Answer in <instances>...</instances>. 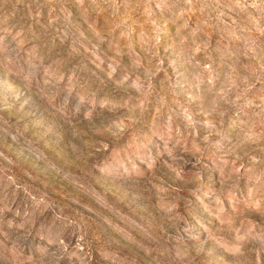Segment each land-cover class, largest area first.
Here are the masks:
<instances>
[{
    "label": "rangeland",
    "instance_id": "374dc122",
    "mask_svg": "<svg viewBox=\"0 0 264 264\" xmlns=\"http://www.w3.org/2000/svg\"><path fill=\"white\" fill-rule=\"evenodd\" d=\"M0 264H264V0H0Z\"/></svg>",
    "mask_w": 264,
    "mask_h": 264
}]
</instances>
